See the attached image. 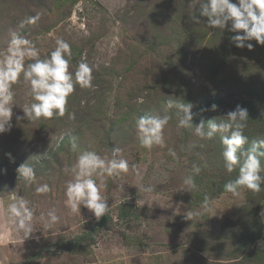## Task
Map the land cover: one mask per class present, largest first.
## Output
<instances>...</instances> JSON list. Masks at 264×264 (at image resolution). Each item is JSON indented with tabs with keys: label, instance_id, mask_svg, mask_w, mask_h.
Masks as SVG:
<instances>
[{
	"label": "rangeland",
	"instance_id": "obj_1",
	"mask_svg": "<svg viewBox=\"0 0 264 264\" xmlns=\"http://www.w3.org/2000/svg\"><path fill=\"white\" fill-rule=\"evenodd\" d=\"M138 1L0 0V51L7 48L13 32L34 42L41 57L54 50L55 41L62 38L71 44L72 53L85 50L78 56L77 63L88 60L90 64L99 65V71L106 68L110 72L109 77L104 78L103 87L85 89L92 109L82 111L83 106L75 104L76 97H69L68 104L74 103L70 113L74 118L68 117L67 109L63 117L27 119L23 107L32 102L29 85L22 80L14 85L16 95L10 131L0 134V264L234 262L222 260L214 248L222 226L235 222L248 202V189H241L235 197L230 193L213 197L211 191L218 174L213 168L217 160L207 155L211 144L194 131L186 136V128L178 127V109L167 105L168 100L180 103L179 100L198 93L204 97L214 94L210 80L206 79L208 70L213 60L220 59L216 51L222 44H228L229 35L219 33L221 29L207 28L208 37L198 41V37L203 38L201 31L197 29L194 33L188 27L197 25L192 17L198 11L199 0H188V17L183 23L178 22L177 28L167 21L168 13L161 18L154 11L155 5L160 4L158 0H153L145 12L161 21L152 23L143 21L144 16L139 20L132 14L126 16L127 7H136ZM36 13H41L36 24L20 26L21 21ZM160 31L165 35L174 36L176 32L181 35L188 57L185 66L176 51L177 42L170 40L163 45L155 38L154 34ZM145 36L154 47L143 48L147 47L144 46L148 41ZM249 43L252 49L240 48L229 58L223 77L231 79L234 86L238 85V80H248L254 87L261 88L264 85V45L255 40ZM146 49L148 55L143 60L140 55L147 53ZM72 65L74 70L75 64ZM131 65L134 67L128 68ZM164 75L167 83L159 79ZM138 85L151 89L146 91L150 96L148 107L136 110L129 120L123 121L109 146L108 130L121 116V108ZM224 88L218 90L223 92ZM160 96L166 101L164 104ZM77 97L83 99L81 94ZM165 114L171 119L164 129V146L142 147L135 120L139 116ZM73 142L77 145L75 151ZM113 147L120 148L129 165L137 167H130L120 176L103 177V195L110 207L106 215L113 220L98 232H92L94 214L83 206L81 213H72L65 204L66 184L72 179L65 168L70 169L84 151L111 158ZM169 149L176 152L177 158L169 154ZM25 162L34 168L32 181L18 178L16 169ZM194 165L200 168L198 175L192 172ZM189 175H194L197 184L192 192H188L183 183ZM261 175L264 176V172ZM42 184L50 185L52 191L38 194L36 188ZM148 186L153 188L151 193L144 191ZM205 195L212 200L211 212L202 210L199 196ZM16 196L24 197L35 207L30 236L17 232L8 221L6 206ZM53 208L60 219L48 227L46 214ZM41 213L45 219H41ZM262 213L264 198L260 203V216L264 221ZM76 237L79 243L69 244Z\"/></svg>",
	"mask_w": 264,
	"mask_h": 264
},
{
	"label": "clouds",
	"instance_id": "obj_2",
	"mask_svg": "<svg viewBox=\"0 0 264 264\" xmlns=\"http://www.w3.org/2000/svg\"><path fill=\"white\" fill-rule=\"evenodd\" d=\"M198 12V16L192 17L193 23H200L201 18H206V21H203L209 28L221 30L227 28L236 33L231 37L236 47L252 49L253 45L249 42L253 40L264 45V0H199ZM40 17L41 13L26 17L20 26L36 24ZM55 44L54 50L41 57L40 50L34 42L13 32L7 48L0 51V134L10 131L16 95L14 85L21 80L29 85L32 102L25 104L23 112L26 118L31 120H38L41 117L45 119L53 116L63 117L75 87L92 86L93 73L98 70L99 65L80 62L73 70L71 44L62 38H58ZM167 105L168 108L178 109L180 115L178 127L194 128L195 135L201 139H212L217 134L220 135L226 170L231 173L235 167H239L237 178L224 185L225 192L235 197L239 196L242 188L257 193L262 190L264 176L261 173L264 172V165L261 158H264V139L254 141L246 149L243 148L249 144L248 136L245 135L249 119L248 109L237 105L220 121L213 118L195 124L191 102L177 103L168 100ZM217 107L213 104L211 109L215 111ZM70 118H74V114H70ZM170 119L167 114L139 116L135 120V128L140 145L148 149L153 146H164V129ZM72 149L73 151L77 149L75 142ZM121 152L120 148L113 147L111 158H108L95 151H84L78 155L76 163L70 169L65 168L72 176L65 188V204L72 213H81L83 206L92 212L97 220L107 214L110 207L103 195L105 188L103 177L120 176L127 173L130 167L133 169L137 167L130 166ZM169 154L174 159L177 158L174 150L169 149ZM7 155L12 159L11 153ZM16 171L19 179L21 177L27 181L35 179L34 168L27 162L21 164ZM192 172L198 175L200 168L194 165ZM194 175L187 176L183 181L188 192L197 189ZM51 191L52 188L48 184L36 188L38 194H47ZM144 191L151 193L153 188L148 186ZM202 210L212 211V200L207 195L203 198ZM6 212L8 221L17 232H22L25 236L33 233L35 207L29 200L22 196L14 197L12 202L7 204ZM41 219H45L44 213H41ZM59 219L57 210L53 208L46 214V225L51 227Z\"/></svg>",
	"mask_w": 264,
	"mask_h": 264
},
{
	"label": "trees",
	"instance_id": "obj_3",
	"mask_svg": "<svg viewBox=\"0 0 264 264\" xmlns=\"http://www.w3.org/2000/svg\"><path fill=\"white\" fill-rule=\"evenodd\" d=\"M137 1V0H136ZM160 4L155 5L154 11L158 13L159 17H165L168 13L167 21L172 23V26L175 28L178 27V22L183 23L188 17L186 14L187 4H189L188 0H158ZM192 1V0H191ZM153 3V0H139L136 4V7L128 6V11L126 16L132 14V17H136L137 20L139 18H143V21H148L155 23L152 14H146L149 4ZM183 10L182 13H180ZM194 16H198L199 12L193 13ZM193 16V17H194ZM159 20L157 21H161ZM132 19V18H131ZM206 21V18H202L200 23H197L195 26L187 27L192 31L196 32L197 29L202 33L201 36L198 37V41L202 42L208 37L209 28L207 24L203 21ZM200 24V25H199ZM154 27L159 29V26L156 24H152ZM197 33V32H196ZM219 33H226L229 35L230 41L228 44H222L220 48L216 51V53L220 54V59H215L212 61L211 66L208 70L209 76L206 79H209L212 85V91L214 94L204 97L200 93L197 96L191 95V97H186L183 100H179L180 103H188L191 102L193 104V113L194 119L193 123L199 124L201 120L207 121L209 119L215 118L217 121L223 119L228 111L234 110L237 105H241L242 107L248 109L249 119L247 121L248 127L245 129V135L248 136L249 144L244 145L243 148L246 149L250 146V144L254 141H259L260 139H264V85L261 88H256L253 84L249 83L248 80H238L237 84H233L231 79H226L223 77V72L225 67L227 66V62L231 56H235L239 47H236L235 44L231 41V37L236 33L229 31L227 28L225 30L220 31ZM220 34V35H221ZM155 38L159 39L161 43L166 44L170 40L177 42L176 51L180 55V62L183 66L186 65L188 61L186 46L180 40L181 35L176 32L173 34L165 35L161 31L157 34H154ZM148 41L144 42L147 48L150 49L154 47L153 42L150 38L146 37ZM143 39V38H141ZM142 42V43H143ZM146 49V51H147ZM198 49V48H197ZM84 49H81L78 53H72V63L77 65L78 56H81L84 53ZM145 55H148V51L141 52V58ZM145 58H143L144 60ZM83 62H88L83 61ZM134 60V64H135ZM134 66H129L128 68H133ZM108 74L110 72L105 68L102 71L96 70L94 71V79L91 87H96L97 89L103 87L104 78L109 77ZM171 79L174 76L173 70H171ZM160 80L168 82L167 76H160ZM225 87L223 92H221V87ZM89 87V89L91 88ZM87 88H82L79 85L75 87V90L72 96H75V104L79 106H83L81 110H90L92 101L88 98ZM185 86H183V91L185 90ZM135 92L130 93L127 98V103L124 107L121 108V116L111 124L108 130L107 136V144L111 145V141L114 136L117 134L118 128L123 124V121L126 122L132 117V114L136 110H141L143 107H148L147 102L150 98L149 93L146 91H151L149 88H142L138 85V87L134 90ZM188 95L190 94L189 91ZM82 95L83 99L77 97L78 95ZM201 95V96H200ZM142 99L141 103L138 101ZM161 104L166 102L164 98L160 96ZM216 104L218 107L215 111L211 109V106ZM72 107H74V103L67 105V115L70 117V113L72 112ZM96 109V108H95ZM151 109V108H149ZM203 109H207V111H202ZM80 110V111H81ZM120 110V111H121ZM121 118V119H120ZM122 121V122H121ZM194 131V128L189 129L186 128L185 133L188 135ZM207 142L211 144L209 148V153L207 155L212 156L216 161L213 166L214 170L217 172L218 176L216 177V182L214 183V189L211 191V194L214 198L218 197L220 194H227L228 192L224 191V185L230 181L235 180L239 174V167H235L234 170L229 173L224 165V160L222 157L223 146L221 144L220 135L217 134L212 139H206ZM208 143V144H209ZM261 163L264 165V158H261ZM243 189V188H242ZM231 194V193H230ZM203 196H199V199L203 201ZM264 198V185H262V190L260 192H253L248 190L247 199L248 202L241 208L239 211L237 220L235 222H227L225 223L217 237L216 241H218L217 246L214 248L217 255L222 260H231L234 261L231 264H264V221L260 216V203ZM122 217V213L120 214ZM112 216L105 215L101 217L99 220L96 219L93 225L92 232H98L103 227L107 226L110 222H112ZM78 237L72 240L71 245H77ZM69 248V246H67ZM242 259L240 262H238ZM221 264V263H220Z\"/></svg>",
	"mask_w": 264,
	"mask_h": 264
}]
</instances>
